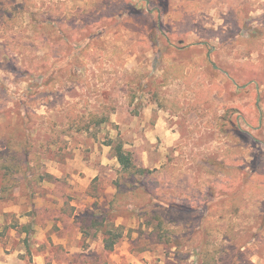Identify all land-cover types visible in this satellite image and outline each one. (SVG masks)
Returning a JSON list of instances; mask_svg holds the SVG:
<instances>
[{"label":"rangeland","instance_id":"rangeland-1","mask_svg":"<svg viewBox=\"0 0 264 264\" xmlns=\"http://www.w3.org/2000/svg\"><path fill=\"white\" fill-rule=\"evenodd\" d=\"M254 9L264 0H0V149L29 135L40 177L4 190L0 173V264H264ZM68 105L106 123L70 130ZM110 142L146 181L121 173ZM153 211L178 219L177 245Z\"/></svg>","mask_w":264,"mask_h":264},{"label":"trees","instance_id":"trees-1","mask_svg":"<svg viewBox=\"0 0 264 264\" xmlns=\"http://www.w3.org/2000/svg\"><path fill=\"white\" fill-rule=\"evenodd\" d=\"M28 13L30 14V11H22L20 14ZM19 14V13H18ZM33 14V13H32ZM16 19L15 16H13L10 20ZM9 20V19H8ZM9 22V21H8ZM36 30L41 31L42 28L39 29L36 28ZM71 78V77H70ZM73 79V78H71ZM54 84V81L49 80L46 81L42 87L44 88L42 91L44 94L47 93L45 91L48 88H52ZM35 94L30 95V97H35ZM39 96V95H38ZM44 100L47 99V95H44ZM65 120L68 128L70 130H74L76 132H89L90 128H97L103 124L106 123V117L99 115L96 111H91L89 113H86L85 115L82 114L77 110L75 105H68L65 110ZM31 120V119H30ZM31 122V121H30ZM29 125V122L26 123V125L23 127L21 125L22 129H25L26 126ZM12 130V129H11ZM16 128H14L10 133V138L7 139L8 141L4 145L2 149H0V173H3V180L5 184L4 190H8L11 187L19 186L20 184H30L33 180H38L40 177L38 175L36 176L34 172H32V168L29 166V157L33 156V159L36 157V162L34 165V169L38 168V157L36 155H33L31 153L32 151V145L31 140L29 138V135H25V137L22 139V141H17L15 138ZM108 146H112L113 156L117 160L118 165L120 166V171L123 175L131 177L132 180H138V183L140 184L143 181H146L148 179V176L150 175V171L146 169H141L136 167V165L133 162V158L131 153L126 152L123 148V145L121 142H117L115 144H108ZM27 166V169L24 170V167ZM121 176V175H120ZM119 182L116 185L117 193L115 195L113 203L118 204V208L122 207V199L123 197L128 194L125 192V186L124 183ZM128 188V187H127ZM145 196L147 195L146 192H144ZM119 202L121 203L119 205ZM120 209V208H119ZM144 212H147L148 210L145 207H142ZM175 210L178 208H174ZM172 210V208H171ZM155 212V213H154ZM154 214L157 213V211H153ZM119 215V214H115ZM121 215V214H120ZM167 214L166 213H157L153 219L158 220L156 229L163 233L165 237H167V240H171L175 245H177L178 241L174 238H172V235L170 234V231H167L165 229V226L167 224H172L175 222L176 218L166 221L163 216ZM166 234V235H165ZM170 234V235H169ZM117 236L119 235H113L111 231H106L104 233V249L105 250H112L117 240ZM201 253L205 254V257L207 260L211 257L208 251H202Z\"/></svg>","mask_w":264,"mask_h":264},{"label":"crops","instance_id":"crops-1","mask_svg":"<svg viewBox=\"0 0 264 264\" xmlns=\"http://www.w3.org/2000/svg\"><path fill=\"white\" fill-rule=\"evenodd\" d=\"M263 14H264V10L263 9H261V10H255L254 9V11H253V16H261L259 21L261 22L262 26L264 27V15ZM254 18H257V17H254ZM257 19H259V18H257ZM257 22H258L257 20H253V23H257ZM262 34L263 35L261 37H259V36L254 37L253 36V37L250 38L251 41L253 39V42H255V41L257 42V39L260 38V40H258L259 42H257V43H261V48L260 49H258L257 47L253 48V52H251V53H253V57H258V56L264 54V33H262ZM253 67L257 68L256 63H253ZM263 87H264L263 84L262 85L256 84L255 91L256 92H261ZM260 106H261V101L259 99H257L255 102H253V112L256 111L258 113V114H256V116L253 115V118H257V120H256L257 123H258L257 124V127H258L257 129H261L262 130V128L264 126V115L262 114L263 111H262Z\"/></svg>","mask_w":264,"mask_h":264}]
</instances>
